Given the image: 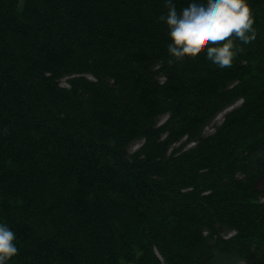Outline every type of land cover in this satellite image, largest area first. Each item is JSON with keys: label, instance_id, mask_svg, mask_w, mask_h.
<instances>
[{"label": "trees", "instance_id": "16d2710c", "mask_svg": "<svg viewBox=\"0 0 264 264\" xmlns=\"http://www.w3.org/2000/svg\"><path fill=\"white\" fill-rule=\"evenodd\" d=\"M249 5L256 38L221 68L169 56L166 0H0L9 264H264V0Z\"/></svg>", "mask_w": 264, "mask_h": 264}, {"label": "clouds", "instance_id": "9594fccd", "mask_svg": "<svg viewBox=\"0 0 264 264\" xmlns=\"http://www.w3.org/2000/svg\"><path fill=\"white\" fill-rule=\"evenodd\" d=\"M167 12L160 17L168 28L167 51L175 58L202 48L218 67H230L238 51L237 39L249 44L256 38L249 0H184L178 9L166 0ZM16 231L0 221V264H9L19 253Z\"/></svg>", "mask_w": 264, "mask_h": 264}, {"label": "rangeland", "instance_id": "374dc122", "mask_svg": "<svg viewBox=\"0 0 264 264\" xmlns=\"http://www.w3.org/2000/svg\"><path fill=\"white\" fill-rule=\"evenodd\" d=\"M61 85L64 86V87H68V81H67V79L62 80V81H61ZM240 103H241V102H240ZM240 103H238V105H239ZM238 105H236V106H238ZM224 114H225V113H223V116H222L221 119H217V118H216L214 124L211 125L210 127H208V128L206 129V132H207V133H212V132L214 131V129H215V126H216V125H219V124L222 123V121H223V117H224ZM165 120H166V118H163V119H162V122H164ZM139 146H140V145H136V146L133 148V150H136Z\"/></svg>", "mask_w": 264, "mask_h": 264}, {"label": "bare ground", "instance_id": "6f19581e", "mask_svg": "<svg viewBox=\"0 0 264 264\" xmlns=\"http://www.w3.org/2000/svg\"><path fill=\"white\" fill-rule=\"evenodd\" d=\"M90 78H92L91 76H89ZM62 86V85H61ZM64 87V86H63ZM222 116H223V114H220L218 117H217V119H221L222 118Z\"/></svg>", "mask_w": 264, "mask_h": 264}]
</instances>
